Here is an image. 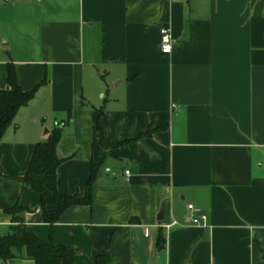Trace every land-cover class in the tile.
<instances>
[{
  "label": "crops",
  "instance_id": "0c3cea01",
  "mask_svg": "<svg viewBox=\"0 0 264 264\" xmlns=\"http://www.w3.org/2000/svg\"><path fill=\"white\" fill-rule=\"evenodd\" d=\"M3 2L0 91L8 63L23 91L38 89L0 142V237L17 205L27 231L72 249L74 264H264V0ZM57 125L58 193L84 195L99 169L92 205L50 227L20 179ZM13 253L0 264H33Z\"/></svg>",
  "mask_w": 264,
  "mask_h": 264
},
{
  "label": "trees",
  "instance_id": "16d2710c",
  "mask_svg": "<svg viewBox=\"0 0 264 264\" xmlns=\"http://www.w3.org/2000/svg\"><path fill=\"white\" fill-rule=\"evenodd\" d=\"M6 84L7 90L0 91V142L17 111L34 97L38 89L36 86L31 91H23L18 84L12 63L6 65ZM98 115L97 130L102 139L100 118L103 116V111H98ZM156 131L157 129L149 127L147 133L142 134L138 139L149 137ZM61 138V129H54L44 142L37 143L33 148L28 168L20 179L38 196L42 221L50 227L58 222L68 208L92 205V189L99 169V165L92 164L84 195H60L56 188L57 169L65 161L57 152ZM26 210L17 205L7 210L12 215V222L15 225L10 228L8 235L0 237V260L5 263L15 258L13 251L16 250L23 252L24 257L33 264H74L75 253L72 249L57 245L52 239L43 241L27 231L20 217V214ZM157 240L160 245L162 236ZM93 264H111V260L108 255H100L95 258Z\"/></svg>",
  "mask_w": 264,
  "mask_h": 264
},
{
  "label": "built area",
  "instance_id": "2783aa9c",
  "mask_svg": "<svg viewBox=\"0 0 264 264\" xmlns=\"http://www.w3.org/2000/svg\"><path fill=\"white\" fill-rule=\"evenodd\" d=\"M159 36H160V48H161V52L163 54H170L171 50H172V45H173V39L171 36V32L168 28L163 27L160 29L159 31ZM175 106H172V108H174ZM125 175L128 176L129 175V171L125 172ZM187 212L189 214H192L193 212H195L194 208L192 205H188L187 206ZM191 219V225L193 226H201V227H206L207 226V217L205 215L202 216H198V217H194L192 216ZM176 223H172L171 226H175ZM170 226H167V228H169Z\"/></svg>",
  "mask_w": 264,
  "mask_h": 264
},
{
  "label": "rangeland",
  "instance_id": "374dc122",
  "mask_svg": "<svg viewBox=\"0 0 264 264\" xmlns=\"http://www.w3.org/2000/svg\"><path fill=\"white\" fill-rule=\"evenodd\" d=\"M7 6H9L8 4H6L5 2H3V0H0V20H1V18L4 16V14H5V11H6V8H8ZM1 31H2V28L0 27V46H1V48H3L4 50H8L9 49V46H7V45H4V43H7V40L9 39V40H11V42H12V38H8V37H4V34L2 35L1 34ZM14 42V41H13ZM19 43H21V45H22V42H19ZM16 45V44H15ZM14 49H15V51L16 50H19V49H23V47L22 46H14L13 47Z\"/></svg>",
  "mask_w": 264,
  "mask_h": 264
},
{
  "label": "water",
  "instance_id": "95a60500",
  "mask_svg": "<svg viewBox=\"0 0 264 264\" xmlns=\"http://www.w3.org/2000/svg\"><path fill=\"white\" fill-rule=\"evenodd\" d=\"M61 128H62V125H57L56 126V129H61ZM46 133H47V131H46ZM159 219H162V210L159 213Z\"/></svg>",
  "mask_w": 264,
  "mask_h": 264
}]
</instances>
